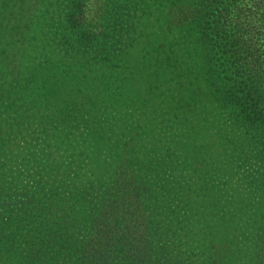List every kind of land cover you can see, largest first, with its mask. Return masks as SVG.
<instances>
[{
    "label": "rangeland",
    "instance_id": "obj_1",
    "mask_svg": "<svg viewBox=\"0 0 264 264\" xmlns=\"http://www.w3.org/2000/svg\"><path fill=\"white\" fill-rule=\"evenodd\" d=\"M228 2L0 0V203L25 210L18 249L0 264H78L106 187L132 176L146 185L142 205L123 208L117 195L94 235L111 247L90 264H147V228L158 264H208L207 253L254 263L264 134L216 106L206 81L221 73L217 49L200 35L182 41L187 23L176 26L199 18L207 29ZM248 7L263 52L264 0ZM166 42L180 79L156 56ZM260 250L264 264V241Z\"/></svg>",
    "mask_w": 264,
    "mask_h": 264
},
{
    "label": "trees",
    "instance_id": "obj_2",
    "mask_svg": "<svg viewBox=\"0 0 264 264\" xmlns=\"http://www.w3.org/2000/svg\"><path fill=\"white\" fill-rule=\"evenodd\" d=\"M252 1L230 0L224 7V15H222V18H214L211 23H207V26L209 25L207 29L200 27L201 20L199 18L184 19L178 22L176 26H182L185 22L187 23L185 26L187 34L182 41H185L184 39L189 36L188 39L194 38L196 35H200V39L205 42L213 41L212 46L214 49H217V52L211 54V57H214V59L217 57L216 61L220 63L218 70L220 68L222 70L216 76L214 72L215 79L213 78L211 83L209 81H206V83L211 95L212 93L219 95V97L215 98L217 100L215 101L216 106L228 112L236 129L253 130L254 132L264 134V51L262 52L261 49L256 48V45H259L258 43H260L259 40L261 39L258 37L255 24H252L248 20L243 21V16L244 18L246 17L244 13L246 10H250L248 6ZM261 15L262 17L259 20L264 21V14L261 13ZM203 41L200 43L204 44L205 42ZM174 45L171 42L160 44L158 46L160 50L157 49L156 56L159 58L162 57L161 64L164 71L169 69L173 77L180 79L183 77L184 72L182 71L181 64L176 59L177 53L175 52ZM213 48L212 50H214ZM212 99L214 100V98ZM194 105L195 103L193 101L185 104L188 111ZM132 177L133 180H127L121 188L115 184L106 187L102 198L103 200L96 210V217H94L90 224L88 236L81 249H79L81 253L78 264H90V260L95 261L97 256H99L98 259L103 258L107 249L111 247L109 238L106 241H98V234L102 232L98 230L99 233L97 231V222L101 218V215L105 213L106 208L115 209L119 206L118 198H116L117 195L122 194L123 196H121L125 198L122 200L123 208L127 206L128 208L132 207L137 209L142 205L143 192L147 190L146 185L141 184L134 176ZM115 183L120 184L119 181H115ZM126 189L127 191H123ZM129 195L133 198V204L132 202L125 201ZM3 207L4 203H0V257L8 256L12 259V255H15V251L18 249L16 239L19 235L17 230L14 229L16 224L15 217L18 216V221L22 220L23 211L25 210L20 209L21 213L14 216L13 211L12 213L4 214L5 210ZM259 229V243L256 246L253 264H263L259 251L261 252V244L264 241V222ZM146 231L148 235H145V238L148 244L146 243L145 249L149 251L145 252V254H148L145 255L147 264H158L161 260V254L152 255L149 247V239H151L152 232L148 228ZM94 235L98 236V240L96 238L95 241ZM120 242L121 239H117L116 244L119 245ZM211 248H213L212 245H210ZM85 254L88 256L86 260ZM206 261L208 264H219L217 261H213L210 255L208 257V253Z\"/></svg>",
    "mask_w": 264,
    "mask_h": 264
}]
</instances>
